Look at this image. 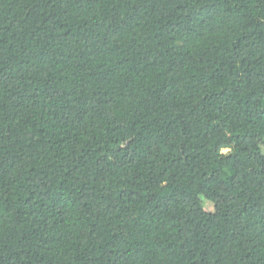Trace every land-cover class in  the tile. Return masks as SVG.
Instances as JSON below:
<instances>
[{
	"label": "trees",
	"instance_id": "trees-1",
	"mask_svg": "<svg viewBox=\"0 0 264 264\" xmlns=\"http://www.w3.org/2000/svg\"><path fill=\"white\" fill-rule=\"evenodd\" d=\"M0 264H264V0H0Z\"/></svg>",
	"mask_w": 264,
	"mask_h": 264
}]
</instances>
